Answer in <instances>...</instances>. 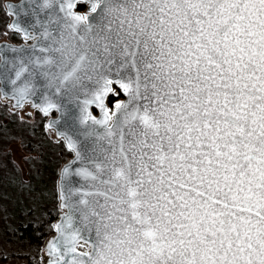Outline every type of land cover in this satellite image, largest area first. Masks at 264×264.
<instances>
[{"label":"snow or ice","instance_id":"1","mask_svg":"<svg viewBox=\"0 0 264 264\" xmlns=\"http://www.w3.org/2000/svg\"><path fill=\"white\" fill-rule=\"evenodd\" d=\"M0 11V93L63 149L48 238L0 261L264 264V0Z\"/></svg>","mask_w":264,"mask_h":264},{"label":"trees","instance_id":"2","mask_svg":"<svg viewBox=\"0 0 264 264\" xmlns=\"http://www.w3.org/2000/svg\"><path fill=\"white\" fill-rule=\"evenodd\" d=\"M6 0H0V4H4ZM10 18L6 17L3 11H0V37L3 36L4 25L8 22ZM17 33H13L11 38L16 39ZM5 108L4 105L0 104V143L6 141L14 142L17 139H23L20 135H24L23 138H29L30 142L26 148V154L31 153H39L40 157L47 158L51 151H55L56 158L59 162H61V151L62 146L56 145L51 142V140L45 135V130L42 127V124H36V121L27 122L20 120L17 114L10 115L6 117V115L1 111ZM5 117V118H4ZM4 118V120H2ZM25 126V127H24ZM32 127L34 130H30ZM30 132L31 136L26 137V134ZM8 158V154L6 156H0V158ZM52 162V164L48 167L44 166L41 163L34 172H38L37 174L31 175L34 180V191L32 193H36L37 195V209L39 213L35 215V217H29L28 210L26 215H22L21 212H25L27 207L24 205V199L27 202H31L32 197L28 200L22 195L23 189H21L20 178L21 172H17L14 170L9 176L6 178V185L4 186V179H2V184L0 186V190L2 191L1 195H6L7 191H10L12 199L14 200V208H13V222L8 225H3L0 228V248L6 250L9 254H15L17 252L23 253L27 252L30 249H34L37 245L42 244L45 239L48 238L49 229L48 224L50 222H54L58 219V214L55 207V197L54 192H50L49 184L51 182L50 178L44 179V170H50L56 164ZM58 162L57 166L58 167ZM57 172V171H56ZM24 184V182H23ZM46 186V187H45ZM48 188V189H47ZM26 190V188H25ZM39 190V191H38ZM26 190L25 192L29 194ZM5 198V196H4ZM43 222V227L41 228L40 224ZM25 260L24 258H20ZM9 260H18L13 258L10 255V258L1 262H7Z\"/></svg>","mask_w":264,"mask_h":264},{"label":"rangeland","instance_id":"3","mask_svg":"<svg viewBox=\"0 0 264 264\" xmlns=\"http://www.w3.org/2000/svg\"><path fill=\"white\" fill-rule=\"evenodd\" d=\"M14 1H17V0H14ZM12 34L13 33H9L8 35L1 36L0 42L7 41V42L15 43V44H19L23 42L22 37L19 34L17 35L16 39L11 38ZM0 104L5 106V108L1 111L6 115V117H8L9 114L10 115L14 114V112L11 110L12 103L9 100L2 99L0 96ZM15 114H17L19 117L18 112ZM4 118L2 120H4ZM23 121H27V122L36 121V124H41L39 116H37L36 119H33L32 117H28L27 115H25V119ZM30 130L35 131V128L32 127ZM20 136L22 137L23 142L22 140L17 139L14 142L6 141L3 143H0V156H6L7 154L9 156L8 158H4V157L0 158V186L2 184L1 178L4 179V186H5L6 178L9 176V174H11L14 170H16L17 172L18 171L21 172L20 184H21V189H23L22 195L27 198L26 200L32 197L31 202H27L24 199L21 200V201H24V205L25 207H27L26 210H24L25 212L22 211L21 214L26 215L27 210H28L29 217L30 216L35 217V215L39 213V211L36 210L37 205H38L36 193L38 192L32 193L34 191V183H33L34 180L32 179L31 175L38 173V172H34V169H36L41 163H43L44 166L48 167L52 164V162L55 163L56 166H57V162L58 164L60 162L56 158L55 151H51L47 158L43 159L42 157H40V159L37 161H34V162L28 161L27 159H25L26 157H28L29 155H37L39 153L26 154L27 153L26 148L30 142V139L29 138L24 139L23 138L24 135H20ZM30 136H31V133L28 132L26 134V137H30ZM39 155L41 156V154ZM56 166H53L50 170L46 169L43 172L44 174H46L44 176V179L50 178L51 180L49 184L50 192L55 191V181L57 178L56 171L58 168ZM25 188L26 190L27 189L30 190V192L27 191L29 194L25 192L26 191ZM1 194H2V191L0 190V228L3 225H8L9 223L13 222L12 214L14 211L13 210L14 200L11 197L13 193L10 194V191L8 190L6 195H1ZM0 264H27V262L25 260L18 259V260H9L7 262L0 261Z\"/></svg>","mask_w":264,"mask_h":264},{"label":"water","instance_id":"4","mask_svg":"<svg viewBox=\"0 0 264 264\" xmlns=\"http://www.w3.org/2000/svg\"><path fill=\"white\" fill-rule=\"evenodd\" d=\"M9 2L11 4H13V5H18V4L21 3V0H17V1H14V0H6L4 3H9ZM3 42H7V41H1L0 43H3ZM0 96H1L2 99H5L2 93H0ZM5 100H9L12 104L14 103V101L11 100V98H8V99H5ZM94 111L96 112V114H98V110H94Z\"/></svg>","mask_w":264,"mask_h":264}]
</instances>
